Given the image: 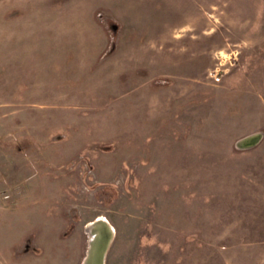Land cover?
I'll return each mask as SVG.
<instances>
[{
	"label": "rangeland",
	"instance_id": "374dc122",
	"mask_svg": "<svg viewBox=\"0 0 264 264\" xmlns=\"http://www.w3.org/2000/svg\"><path fill=\"white\" fill-rule=\"evenodd\" d=\"M99 218L102 264H264V0H0V264Z\"/></svg>",
	"mask_w": 264,
	"mask_h": 264
},
{
	"label": "bare ground",
	"instance_id": "6f19581e",
	"mask_svg": "<svg viewBox=\"0 0 264 264\" xmlns=\"http://www.w3.org/2000/svg\"><path fill=\"white\" fill-rule=\"evenodd\" d=\"M101 220H106V218H99L98 220H96L95 222H92L91 223V227L93 228V229H95V230H97V227H98V225H100V227H98V230H99V233H98V235L97 234H95V236H94V240H98V241H100V242H103L104 243V245H105V249H104V252H103V254H102V260H104V257H105V251H106V249L108 248V245H109V243H110V240H111V238H112V236H113V228H112V226H111V224H109V222L108 223H103V224H101ZM103 226V227H102ZM101 227L102 228H104V231H105V233H104V231H100V229H101ZM107 229V230H106ZM107 231V232H106ZM102 233H104V234H102ZM108 233V234H107ZM99 236H101V237H99ZM94 262V261H93ZM94 264H95V262H94ZM101 264H102V261H101Z\"/></svg>",
	"mask_w": 264,
	"mask_h": 264
},
{
	"label": "water",
	"instance_id": "95a60500",
	"mask_svg": "<svg viewBox=\"0 0 264 264\" xmlns=\"http://www.w3.org/2000/svg\"><path fill=\"white\" fill-rule=\"evenodd\" d=\"M105 222L106 220H101V224ZM104 249H105V245L103 242L92 239L89 255L88 258L86 259V264H91V262L93 261H95V264H101L102 254L104 252Z\"/></svg>",
	"mask_w": 264,
	"mask_h": 264
}]
</instances>
